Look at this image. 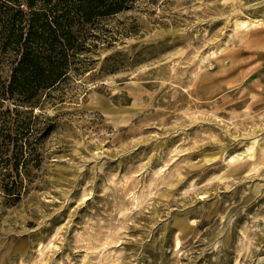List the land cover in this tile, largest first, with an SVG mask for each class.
I'll list each match as a JSON object with an SVG mask.
<instances>
[{"label": "rangeland", "instance_id": "obj_1", "mask_svg": "<svg viewBox=\"0 0 264 264\" xmlns=\"http://www.w3.org/2000/svg\"><path fill=\"white\" fill-rule=\"evenodd\" d=\"M94 30L33 108L0 264H264V0H136Z\"/></svg>", "mask_w": 264, "mask_h": 264}, {"label": "trees", "instance_id": "obj_2", "mask_svg": "<svg viewBox=\"0 0 264 264\" xmlns=\"http://www.w3.org/2000/svg\"><path fill=\"white\" fill-rule=\"evenodd\" d=\"M135 1L0 0L2 34L15 54L8 84L0 92V99L14 105L0 107L2 196L17 200L26 191L22 177L37 158L33 108L41 104L42 92L46 98L68 79L77 55L95 38L99 20L131 8Z\"/></svg>", "mask_w": 264, "mask_h": 264}]
</instances>
